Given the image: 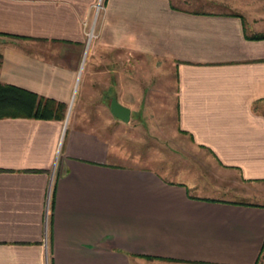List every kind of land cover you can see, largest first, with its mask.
Returning a JSON list of instances; mask_svg holds the SVG:
<instances>
[{
    "label": "crops",
    "instance_id": "1",
    "mask_svg": "<svg viewBox=\"0 0 264 264\" xmlns=\"http://www.w3.org/2000/svg\"><path fill=\"white\" fill-rule=\"evenodd\" d=\"M97 1L0 0V83L65 106L0 119V264H264V40L247 38L264 0ZM126 53L147 79L170 67L177 134L213 161L214 192L251 201L116 162Z\"/></svg>",
    "mask_w": 264,
    "mask_h": 264
},
{
    "label": "rangeland",
    "instance_id": "2",
    "mask_svg": "<svg viewBox=\"0 0 264 264\" xmlns=\"http://www.w3.org/2000/svg\"><path fill=\"white\" fill-rule=\"evenodd\" d=\"M184 1L185 3L182 1L178 3L172 0V5L183 9L194 8V10L208 8L206 0ZM261 14L264 16V11ZM149 68L151 72L155 70L153 62H144L142 57L126 53V74L130 75V78L126 79L128 82L126 85L129 87L126 88L125 95H117L116 99L130 110L129 120L127 123L116 120L114 127L107 128L114 137L112 144L119 154L116 162L162 173L164 179L176 183L186 184L188 180L193 182L197 180L200 190L190 193L199 197L251 201L232 196L225 198L211 189L210 171H213V161L205 157L200 158L191 144L175 130L174 95L171 94L174 86L173 71L162 63L160 70L156 72L163 74L167 72L169 78L157 75V78L147 79L145 74ZM147 88L154 91L146 93ZM157 90L165 94L155 93ZM186 153L190 155V159H187ZM173 164L175 167L178 166L180 171H173L171 169ZM178 164H182L183 168ZM186 166L187 169H185ZM252 201L264 204V199L258 198Z\"/></svg>",
    "mask_w": 264,
    "mask_h": 264
},
{
    "label": "trees",
    "instance_id": "3",
    "mask_svg": "<svg viewBox=\"0 0 264 264\" xmlns=\"http://www.w3.org/2000/svg\"><path fill=\"white\" fill-rule=\"evenodd\" d=\"M247 38L254 41L264 40V32L251 35ZM64 110L65 106L61 103L38 97L14 86L0 83V119L61 120ZM144 259L152 260V258ZM262 259L263 256H260L257 264H261Z\"/></svg>",
    "mask_w": 264,
    "mask_h": 264
},
{
    "label": "water",
    "instance_id": "4",
    "mask_svg": "<svg viewBox=\"0 0 264 264\" xmlns=\"http://www.w3.org/2000/svg\"><path fill=\"white\" fill-rule=\"evenodd\" d=\"M109 111L112 116L122 123H127L129 120L130 110L120 105L115 98H111L109 101Z\"/></svg>",
    "mask_w": 264,
    "mask_h": 264
},
{
    "label": "built area",
    "instance_id": "5",
    "mask_svg": "<svg viewBox=\"0 0 264 264\" xmlns=\"http://www.w3.org/2000/svg\"><path fill=\"white\" fill-rule=\"evenodd\" d=\"M101 9V0H98L96 2V4L94 5V12H95V16L97 15L98 11ZM92 38V33L91 31L86 33V43L88 44V42L91 40ZM47 205V204H46ZM47 208V207H46ZM45 224H46V218L44 220V236H45Z\"/></svg>",
    "mask_w": 264,
    "mask_h": 264
}]
</instances>
